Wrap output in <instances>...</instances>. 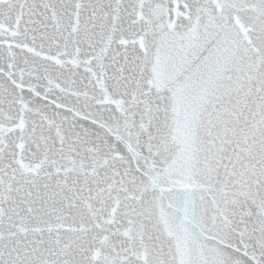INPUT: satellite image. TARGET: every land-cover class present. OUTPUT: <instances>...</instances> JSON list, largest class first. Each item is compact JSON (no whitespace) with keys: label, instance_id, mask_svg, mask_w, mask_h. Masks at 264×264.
<instances>
[{"label":"snow or ice","instance_id":"6c2138e0","mask_svg":"<svg viewBox=\"0 0 264 264\" xmlns=\"http://www.w3.org/2000/svg\"><path fill=\"white\" fill-rule=\"evenodd\" d=\"M0 264H264V0H0Z\"/></svg>","mask_w":264,"mask_h":264}]
</instances>
